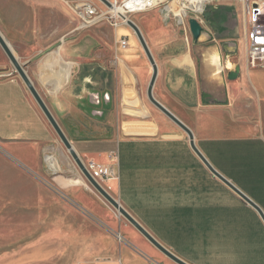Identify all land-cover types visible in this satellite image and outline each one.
<instances>
[{"label": "crops", "instance_id": "crops-1", "mask_svg": "<svg viewBox=\"0 0 264 264\" xmlns=\"http://www.w3.org/2000/svg\"><path fill=\"white\" fill-rule=\"evenodd\" d=\"M25 3L33 6L34 0ZM136 26L157 66L155 100L191 131L212 168L264 214V68L247 65L245 28L231 61L225 40H211L210 30L202 28V40L184 43L148 18L142 29ZM115 29L116 46L113 38L98 45L96 30H90L89 44H81L80 36L19 63L85 167L115 168L117 179L104 185L106 192L160 244L166 245L163 235L154 230H179L187 264H264L263 221L211 174L187 135L159 110H150L152 126L127 116L130 110L145 113L152 67L131 30ZM131 90L141 104L137 110ZM0 144L12 165L45 174L56 186L11 192L32 215V227L44 230L43 239L108 244L104 228L121 221L72 166L61 164L56 133L21 78L3 70L1 61ZM169 238L178 243L173 232Z\"/></svg>", "mask_w": 264, "mask_h": 264}, {"label": "rangeland", "instance_id": "rangeland-1", "mask_svg": "<svg viewBox=\"0 0 264 264\" xmlns=\"http://www.w3.org/2000/svg\"><path fill=\"white\" fill-rule=\"evenodd\" d=\"M2 1L6 3L0 5V25L3 29L0 28V33L21 64L33 55L37 59L41 52L49 47L80 36L81 44H89L90 30H96L94 34L100 39L98 45L109 44L111 43L109 40L113 38L114 46H116V29H113L106 21L88 29H80L76 21L75 6L83 2L93 3L100 13L106 12L100 0H34L33 6L25 3L29 0ZM118 1L121 2V0ZM174 1L162 0L156 7L146 12L129 14V19L142 29L145 18H148L155 23L156 28L169 30L173 37L177 36L184 43H191L193 38L189 31L188 20L195 18L203 30H210L211 40H214L213 37L223 38L225 41L221 45L222 47L225 45L227 56L231 58V61L236 59L239 47L238 32L244 28L246 31L247 28L244 3L237 0L215 1L200 14L190 12L186 23L178 24L173 13L167 11V6ZM131 32L134 34L132 30ZM198 39L202 40L201 37ZM205 44H208L206 40ZM230 48L231 52H228ZM244 48L246 52V45ZM35 51L38 52L35 53ZM0 61L3 64V70L8 68L12 74L18 76L1 47ZM130 104L131 108L136 110L141 106L132 90ZM144 110V114L133 112V110L126 112L131 121L135 120L136 123L149 126L153 124L149 122L150 110L157 112V109L146 99ZM134 114L140 117H132ZM58 142L64 154L61 156V164L64 163L66 167L72 166L74 171L94 190L59 138ZM24 169L11 164L8 150L0 144V264H176L157 250L95 190L94 192L110 206L113 214L121 221L119 227L114 224L113 229L104 228L109 237L108 244L69 246L43 239L44 230L32 227L35 222L27 221L32 215L26 212L25 207L16 203L21 198L11 197V192H15L16 195L23 194L26 189H53L56 186L45 174L26 172ZM154 231L163 235L160 238L166 244L163 246L185 262V237L175 235L179 230ZM181 231L184 232V230ZM171 232H173L172 240L178 242L175 243L176 245L169 242ZM120 236L122 240L119 239Z\"/></svg>", "mask_w": 264, "mask_h": 264}, {"label": "water", "instance_id": "water-1", "mask_svg": "<svg viewBox=\"0 0 264 264\" xmlns=\"http://www.w3.org/2000/svg\"><path fill=\"white\" fill-rule=\"evenodd\" d=\"M103 4H105L107 7H110L111 5L107 0H100ZM126 25L134 32L135 36L137 37L140 46L142 47L151 67H152V75L147 87V100L157 109L159 110L163 115H165L171 122H173L177 127H179L188 137L189 144L195 155L202 161V163L206 166V168L215 176L217 179H219L223 184H225L230 190H232L235 194H237L244 202H246L248 205H250L253 209H255L260 216L261 220L264 223V214L260 210L258 206H256L249 198H247L242 192H240L235 186H233L229 181H227L225 178H223L220 174H218L212 166L207 162V160L203 157V155L199 152L197 147L195 146L193 135L191 131L180 121L178 120L173 114H171L167 109H165L159 102L155 100L153 97V86L157 77V66L151 56V53L149 51V48L139 30V28L132 22L127 21ZM188 26L189 31L192 35L193 40H198V38L201 35L202 27L200 26L199 22L195 18H190L188 20ZM0 47L3 50L4 54L8 58L9 62L13 66L15 72L18 74V76L21 78L23 83L25 84L26 88L28 89L29 93L41 109L42 113L44 114L45 118L51 125L52 129L58 136L61 143L64 145V147L69 152L71 158L81 171L82 175L85 177L87 182L91 185V187L103 198L105 201H107L121 216H123L145 239H147L157 250H159L162 254H164L167 258L175 262L176 264H187L180 258H178L176 255H174L171 251H169L167 248H165L162 244H160L147 230L141 228L137 221L128 214L121 206L118 205V203L104 190L89 174L88 170L86 169L85 165L82 163L76 152L74 151L71 143L69 142L68 138L64 134V132L61 130L60 126L56 122V120L53 118L51 113L49 112L48 108L40 98L39 94L33 87L32 83L27 78L22 66L20 65L19 61L15 57L12 49L10 48L9 44L6 42V40L3 38V36L0 34Z\"/></svg>", "mask_w": 264, "mask_h": 264}, {"label": "built area", "instance_id": "built-area-1", "mask_svg": "<svg viewBox=\"0 0 264 264\" xmlns=\"http://www.w3.org/2000/svg\"><path fill=\"white\" fill-rule=\"evenodd\" d=\"M107 1L111 6L117 4L116 0H113V2L112 0ZM242 3H244L247 25V65L250 69L264 68V0H243ZM207 4L204 5V8ZM110 7L105 5L106 12L100 13L97 7L91 2L77 4L75 6V16L79 28L88 29L103 21H106L113 28H117L123 24L126 25L130 19L113 12L109 9ZM147 7L149 6L147 5ZM147 7L140 6L136 9V12L143 13L154 8L152 7L147 10ZM126 46V39L123 38L121 47L125 48ZM86 169L101 187H105L104 185L107 182L117 179V172L113 166L89 164L86 166Z\"/></svg>", "mask_w": 264, "mask_h": 264}, {"label": "bare ground", "instance_id": "bare-ground-1", "mask_svg": "<svg viewBox=\"0 0 264 264\" xmlns=\"http://www.w3.org/2000/svg\"><path fill=\"white\" fill-rule=\"evenodd\" d=\"M116 1L117 4L111 6L109 9L115 13H118L120 16H124L126 18H130V13L136 14V9L140 6L147 7L148 5L149 7L146 8L148 10L152 7H156L159 3L162 2V0H121L120 3L118 0ZM212 1L214 0H175L172 4L167 6V11L173 13L174 17L179 22V24H184L190 12H196L200 14L203 11L204 5ZM100 3L105 8V4H103L102 2ZM126 9H128V11H126ZM121 26H125L126 28L130 29L125 24ZM103 189L106 190L105 188ZM119 239L122 240L121 236L119 237Z\"/></svg>", "mask_w": 264, "mask_h": 264}, {"label": "trees", "instance_id": "trees-1", "mask_svg": "<svg viewBox=\"0 0 264 264\" xmlns=\"http://www.w3.org/2000/svg\"><path fill=\"white\" fill-rule=\"evenodd\" d=\"M203 102H205V101H204V95H203Z\"/></svg>", "mask_w": 264, "mask_h": 264}]
</instances>
